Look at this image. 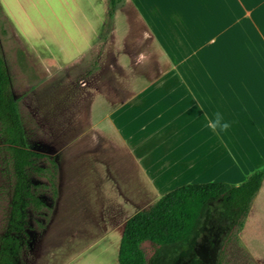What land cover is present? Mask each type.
<instances>
[{
    "label": "crops",
    "instance_id": "obj_1",
    "mask_svg": "<svg viewBox=\"0 0 264 264\" xmlns=\"http://www.w3.org/2000/svg\"><path fill=\"white\" fill-rule=\"evenodd\" d=\"M87 1L26 0L24 8L75 49L94 32ZM110 35L117 48L111 71L126 79L113 80L111 95L91 98L87 111L71 118L79 123L64 125L65 116L49 123V137H63L66 147L61 156L49 151L63 170L60 184L68 168H99L110 198L132 210L119 215L116 226L124 227L178 186L238 185L264 169V0L113 3ZM84 45L77 60L92 47ZM3 59L9 72L33 65L23 52ZM217 111L231 123L222 135L204 127Z\"/></svg>",
    "mask_w": 264,
    "mask_h": 264
},
{
    "label": "rangeland",
    "instance_id": "obj_2",
    "mask_svg": "<svg viewBox=\"0 0 264 264\" xmlns=\"http://www.w3.org/2000/svg\"><path fill=\"white\" fill-rule=\"evenodd\" d=\"M87 2L84 9L94 32L88 30L86 40L72 49V42L61 38L53 25L48 28L42 21L34 24L30 20L26 0H7V6L0 0L4 8V13L0 8L2 57L12 59L23 52L33 60V65L11 68L14 72L7 69L26 148L43 155L34 158L28 171L34 195L43 204L27 208L29 244L22 253V264H118L123 227L116 226L117 220L132 211L121 209L123 203L110 198L104 184L107 178L99 174V168H68L65 182L60 184L63 170L54 168L48 159L54 158L53 151L57 156L66 153L63 137L60 143L49 137L50 121L65 116L64 125L79 123L71 118L84 114L91 98L95 102L101 92L111 95L113 80L126 79L123 73L115 77L111 71L112 52L117 48L111 41L110 12L113 3L125 6L127 0ZM43 11L38 10L39 19L44 17ZM96 18L102 20L94 23ZM89 41L92 47L77 60L76 51L82 52ZM35 167L42 171H34ZM14 181L12 163L0 141V235L5 230ZM142 249L148 264H163L154 257L151 242L145 241ZM170 264H264V178L241 228L230 229L215 211L208 213L191 247Z\"/></svg>",
    "mask_w": 264,
    "mask_h": 264
},
{
    "label": "trees",
    "instance_id": "obj_3",
    "mask_svg": "<svg viewBox=\"0 0 264 264\" xmlns=\"http://www.w3.org/2000/svg\"><path fill=\"white\" fill-rule=\"evenodd\" d=\"M26 140L11 77L0 53V141L12 163L15 179L5 230L0 235V264H22V253L29 244L27 208L30 205L39 208L43 204L34 195L28 173L34 158L43 155L26 148ZM48 159L57 168L54 159L49 156ZM34 171L42 169L35 167ZM263 178L264 169H256L238 185L190 183L165 193L126 220L119 241L118 264H148L142 249L145 241L155 245L154 257L159 262L170 264L191 247L204 219L213 211L230 229L241 228Z\"/></svg>",
    "mask_w": 264,
    "mask_h": 264
},
{
    "label": "clouds",
    "instance_id": "obj_4",
    "mask_svg": "<svg viewBox=\"0 0 264 264\" xmlns=\"http://www.w3.org/2000/svg\"><path fill=\"white\" fill-rule=\"evenodd\" d=\"M204 127L213 133L222 135L230 129L231 123L224 118L222 113L217 111L214 118L206 120Z\"/></svg>",
    "mask_w": 264,
    "mask_h": 264
}]
</instances>
